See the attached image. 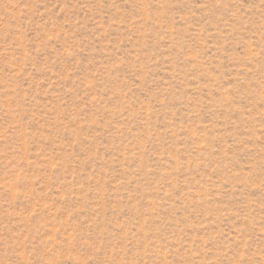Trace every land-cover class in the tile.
<instances>
[{"label": "rangeland", "instance_id": "rangeland-1", "mask_svg": "<svg viewBox=\"0 0 264 264\" xmlns=\"http://www.w3.org/2000/svg\"><path fill=\"white\" fill-rule=\"evenodd\" d=\"M0 264H264V0H0Z\"/></svg>", "mask_w": 264, "mask_h": 264}]
</instances>
